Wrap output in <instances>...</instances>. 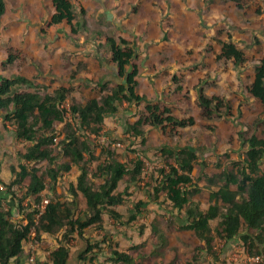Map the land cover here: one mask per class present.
I'll use <instances>...</instances> for the list:
<instances>
[{
    "label": "rangeland",
    "instance_id": "374dc122",
    "mask_svg": "<svg viewBox=\"0 0 264 264\" xmlns=\"http://www.w3.org/2000/svg\"><path fill=\"white\" fill-rule=\"evenodd\" d=\"M5 1L7 9L0 28V77L25 76L50 87L48 90L50 93L53 88L66 87L71 91L65 102L67 108L70 107L73 99L85 103L91 98L100 97L103 92L111 91L115 84L114 80H110L112 83H109L105 90L96 83L101 79L99 74L103 72V69L97 66L96 60L101 62L98 54H91L94 62H89L94 65L93 70L99 78L93 79L91 83L82 80L87 78L85 72L92 69V66L88 67V61L82 60V55L88 54V48L91 46L104 49V41L107 37H123L125 31L122 33L118 21L119 16L122 15L119 0H75L77 29L75 35L71 33V28L66 23L52 24L51 17L54 13L52 0ZM232 1L236 4L242 2V0ZM262 6L257 4V8L264 9V4ZM216 9L214 7L213 11ZM260 14L261 18L259 16L258 21L255 22L258 29L254 32L252 43L245 44L248 63L242 64L241 67H233L231 63L224 65L216 63V65L212 59H209V64L213 66L210 72L213 76L207 78V93L218 97L222 105L219 113L214 114L209 120L203 118L202 110L194 97L187 105L181 106L176 103L173 114L177 117L194 116L195 124L191 127L177 128L175 131L170 126L163 132L152 129L147 135L145 145H142V139L136 138L128 131V126L138 119L135 115L137 108L134 111L130 109L132 106L124 104L122 108L129 110L124 116L121 114L106 118L103 132L110 133L112 143L109 146L104 145L102 138L101 142L97 139L91 142L92 150L98 159L89 164V169L94 171L97 164L107 160L110 153L125 163L133 162L139 157L145 163L141 180L130 187L131 196L127 202L116 206L115 209L123 216V221H126L134 210L136 202L142 200L147 204L142 207V213L133 222L121 225L110 215L104 214L101 225H94L85 230L86 239L96 245L93 250L94 257L90 255L94 258L93 261L87 263L80 261L79 254L86 245L82 237L76 235L69 242L68 264H124L112 261L113 250L133 251L136 254L134 264H264V248L259 247V254L250 253L241 240V235L247 232L245 227L242 228L240 235L226 241L217 234V221H213L211 226L214 235V253H208L206 250H199L203 243L191 231L183 229V221L186 219L185 210L174 208L165 193L159 194L156 199H150L147 195L148 192L150 196L154 195L150 184H154V178L160 180L161 168L174 163L172 157L162 152L164 147L169 146L176 150L190 146L197 152L198 161L192 173L197 187L190 192L192 202L197 203L202 210H206L211 203V190H217L223 184L220 175L231 170L236 162L245 159L247 145L242 142L240 132L247 131L252 121L264 112L260 102L247 93L244 82L245 80L248 84L251 83L256 62L264 57V10L263 12L260 10ZM230 17L227 10L222 19H220L221 15H216V20H224L227 27L222 31L224 36L230 35L231 28L235 26ZM249 38L252 40V37ZM241 68L243 69L240 70ZM197 80V75L193 74L189 83L190 90L192 86H196ZM239 81L241 85L238 86ZM26 90L28 89L23 86L14 88L15 92ZM196 93L193 94L196 96ZM256 134L264 138V125ZM117 142H120L119 145ZM28 146L27 142L16 137L15 129L10 123L4 125L0 119V179L4 182L0 184V191L4 195V207L13 208L16 220L22 219V213L20 214L18 202L7 185L15 176L13 168L19 170L18 166L23 162L19 154L25 153ZM54 153L57 155L58 150L56 149ZM66 160L67 158L59 155L57 163ZM203 163L206 167L202 166ZM47 164V161H43L37 164L31 163V166L43 167ZM79 174V168L73 166L72 171L64 174L54 188L48 186V190L43 191L45 198L74 204L75 218L85 216L87 211L84 196L80 194L73 203L75 198L70 191V185L76 184ZM199 176L201 179H198ZM25 182L23 186L13 187L12 192L17 199H21L24 195ZM101 182V179L90 176V183L93 186L96 187ZM128 185L129 181L126 177L121 181L119 191L123 192ZM28 202L29 200L26 199L23 206ZM160 234L166 239L164 243L160 240ZM62 235L63 231H60L52 236L43 237L38 247L40 254L38 264H49L46 262L47 253L64 242ZM30 253V249L27 248L20 260L22 264H30L28 261ZM196 255L198 259H194ZM43 256L46 259H42ZM257 256L259 261L256 260Z\"/></svg>",
    "mask_w": 264,
    "mask_h": 264
},
{
    "label": "trees",
    "instance_id": "16d2710c",
    "mask_svg": "<svg viewBox=\"0 0 264 264\" xmlns=\"http://www.w3.org/2000/svg\"><path fill=\"white\" fill-rule=\"evenodd\" d=\"M74 2L75 0H52L54 13L51 17L54 25H69L73 35L77 34ZM6 9V1L0 0V28ZM81 12L84 13V10L81 9ZM168 36L169 32H166V40L169 39ZM105 45L110 52L109 62L116 76L113 88L85 103L73 99L69 108L65 106V102L71 91L66 87L53 88L50 93V87L25 76L0 77V119L4 125L10 123L15 129L16 137L29 144L25 153L19 154L23 162L19 164V170L13 168L15 176L7 185L18 202L19 212L22 213L21 220L14 218L13 208L4 207V195L0 191V264H22L20 260L25 252L24 244L32 228L36 230L38 242L43 237L63 231L64 242L47 253L46 262L49 264H68L69 242L76 235L82 237L86 245L79 254L80 261H93L96 245L91 244L84 236L87 228L101 225L104 214L124 225L135 221L142 213V207L147 204L142 200L134 204V210L126 221H123V216L115 209L127 202L131 196L130 187L141 180L145 163L139 157L133 162L125 163L110 153L107 160L98 163L94 171L89 169V164L98 159L91 142L96 139L101 142V138L105 136L107 140L102 143L107 146L112 143L110 133L103 132L104 123L108 117L121 114L124 116L129 111L128 108H122L124 104L138 110L135 113L138 119L128 126V131L136 138H141L142 145H145L147 135L152 129L163 132L170 126L175 131L177 128L195 124L194 116L177 117L173 114L176 103L182 106L191 101L189 88L176 84L172 94L183 95L184 99L172 100L174 107L147 100L138 93L139 69L133 63L137 53L131 42L123 37H107ZM216 59L240 66L246 62L247 57L243 49L238 48L230 39L229 42L222 43ZM254 68L252 81L245 85V90L264 107V57L259 59ZM173 81L177 82L178 79L174 78ZM96 83L105 90L112 82ZM16 86H23L28 90L15 92ZM207 87V78H202L194 91L197 92V104L202 110L203 118L209 120L219 113L222 105L218 97L206 94ZM262 125L264 112L252 121L247 131L240 132L242 142L247 145L246 157L236 162L231 170L220 175L223 184L217 190H211V203L206 210L199 208L191 199L190 191L197 187L192 176L198 161L197 152L190 146L176 150L169 146L162 148V152L172 157L174 163L161 168L160 180L154 178V184H150L154 195L150 196L149 192L147 195L150 199H156L159 194L165 193L174 208L185 210L183 229L191 231L203 243L199 250L214 253L211 226L213 221H217V234L224 240L234 239L245 227L247 232L241 235V240L249 252L259 254V247L264 248V138L256 134ZM56 149L57 155L54 153ZM59 155L67 160L57 163ZM43 161L48 164L43 167L31 166V163ZM73 166L80 170L76 184L70 185V191L75 198L73 203L82 194L86 199V215L75 218L74 204L48 198V203L42 209L43 191L48 190V186L54 188L64 174L72 171ZM202 166L206 167L204 163ZM90 176L101 179L102 182L95 187L90 183ZM126 177L129 185L121 192L119 185ZM24 182V195L17 199L12 192L13 187L21 186ZM3 183L0 179V184ZM26 199L29 202L23 206ZM159 237L161 242L166 241L163 234ZM135 257L133 251L112 252L114 263L134 264ZM44 258L45 256L42 257ZM194 259H198V256Z\"/></svg>",
    "mask_w": 264,
    "mask_h": 264
},
{
    "label": "crops",
    "instance_id": "0c3cea01",
    "mask_svg": "<svg viewBox=\"0 0 264 264\" xmlns=\"http://www.w3.org/2000/svg\"><path fill=\"white\" fill-rule=\"evenodd\" d=\"M258 3L263 7L264 0H242L239 3L242 6H238L239 4L232 0H204L203 2L202 0H165L164 2L162 0H119L122 15L119 16L118 21L122 33L125 31L122 36L131 42V46L137 53L133 63L139 69L138 93L149 101L174 107L172 100L184 99L183 95L172 94L177 83L189 88L193 74L198 77L196 85L200 79L210 77L213 66L209 64V59L218 65L225 64L216 59V54L219 53L223 42H229L231 39L246 54L245 44L252 43L249 37L253 39L254 32L258 29V25L255 26V22L261 15L258 10L261 12L264 10L257 8ZM214 7L217 8L216 11H213ZM226 10L231 15L230 20L235 26L231 28L230 35L224 36L222 31L227 27L224 20L220 21V19ZM117 11H119L118 8ZM218 14L221 18L216 20ZM166 32H169L168 40L165 39ZM105 42L104 49L91 46L88 48L89 53L82 55L84 62H94L90 55L98 54L101 62L95 60L97 66L103 69V72L99 74L101 77L99 82L103 83L115 81L116 78L112 64L109 62L110 52ZM246 63L248 60L243 64ZM91 66L92 69L84 74L87 78H80L86 83L99 78L93 70L94 65L89 62L88 67L91 68ZM233 67L236 66L233 65ZM174 78L178 81L174 82ZM244 82L248 84L245 80ZM239 85H241L240 81ZM194 87H191V99L193 97L197 99V96L193 94ZM207 89L205 92L209 95ZM130 109L135 111L133 107ZM173 110L175 111V108Z\"/></svg>",
    "mask_w": 264,
    "mask_h": 264
},
{
    "label": "built area",
    "instance_id": "2783aa9c",
    "mask_svg": "<svg viewBox=\"0 0 264 264\" xmlns=\"http://www.w3.org/2000/svg\"><path fill=\"white\" fill-rule=\"evenodd\" d=\"M106 140H107L106 137L103 136L102 141L105 142ZM47 203H48V199L44 197L41 202V208L44 209ZM36 236H37L36 230L35 228H32L29 233L28 239L24 244L25 251L27 250V248H29L31 252L28 257V261L30 264H38V247L40 242L37 241ZM256 260L259 261V256H257Z\"/></svg>",
    "mask_w": 264,
    "mask_h": 264
}]
</instances>
